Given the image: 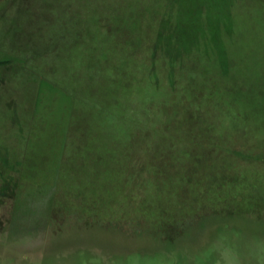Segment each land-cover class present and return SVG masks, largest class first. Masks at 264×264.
Returning a JSON list of instances; mask_svg holds the SVG:
<instances>
[{
  "label": "rangeland",
  "instance_id": "obj_1",
  "mask_svg": "<svg viewBox=\"0 0 264 264\" xmlns=\"http://www.w3.org/2000/svg\"><path fill=\"white\" fill-rule=\"evenodd\" d=\"M11 1L0 0V264H264V149L257 152L263 166L256 169L249 166L250 154L240 156L245 157L240 167L227 149L222 163L202 157L203 172L210 174L206 165L212 164L219 180L224 172L234 177L220 182L217 191L231 211L212 204L214 211L190 213L195 196L190 191L181 219L160 231V204L170 214L178 212L181 184L166 181L154 148L160 143L154 131L159 110L169 105L167 96L178 102L190 78L206 94V120L217 133L234 144L248 130L246 141L264 145V0H188V8L194 2L207 9L215 24L235 26L233 41L226 42L231 68L220 76L217 61L206 69L202 60L192 58L200 70L197 80L187 66L178 74L183 73L181 86L172 91L144 62L152 60L161 37L164 15L152 13L162 0H40L44 10L31 11L16 24V8L4 10ZM116 7L126 18L136 15L125 25L111 22L120 32H102L99 38L107 42L100 58L119 72L108 67L92 71V55L75 49V32L85 25L82 40L89 42L99 35L95 15ZM64 31L65 46L60 40ZM51 37L58 51L45 59V69L56 68L46 75L55 82L54 90L45 88L42 95L27 70L4 78L5 61L19 63L34 53L18 54L11 45L28 40L42 53L53 48ZM126 39L140 42L136 55L126 47L107 52ZM154 56L164 70L165 58ZM141 78L144 85L128 88H135L130 97L123 85ZM216 85L222 98L208 101ZM39 92V117L30 132L25 111ZM17 119L24 127L16 125ZM178 164L188 165L182 158ZM127 168L136 185L141 182L140 192L133 194L134 180L124 182ZM96 200L105 204L100 214Z\"/></svg>",
  "mask_w": 264,
  "mask_h": 264
},
{
  "label": "trees",
  "instance_id": "obj_2",
  "mask_svg": "<svg viewBox=\"0 0 264 264\" xmlns=\"http://www.w3.org/2000/svg\"><path fill=\"white\" fill-rule=\"evenodd\" d=\"M155 1L159 2V0ZM162 1L163 6H155L157 9L152 13L153 17L157 12L159 13L162 11L164 19L163 22H160L161 24L164 23V25H162L163 28L161 33H159V35H161L158 40L159 43L155 47L157 50L152 51V60L144 61L146 65H149L148 70H150L152 74L162 77L166 82L168 81L167 86L169 88H167V90L170 89V91L174 90L178 84L181 86L179 81L183 80L180 78L183 73H181V75L178 74L179 72H183L187 66L190 68V72L193 73L195 78V74H200L198 65L193 61H189L192 58L202 60L206 69H208L210 65H213L214 61H217V64L219 65L217 72L220 76L227 75L231 68V58L230 51H227L226 42L233 41L232 35L235 26L220 23L215 24L213 18L209 16L207 9L203 12L202 9L204 8L196 6V3L194 2L193 6L188 8V0ZM9 7L16 8L14 24H16L17 21L21 22L22 18L31 11L36 12V15L41 8L44 10L42 5H40V0H12L4 10ZM132 16L136 17V15H131L129 18L124 17L118 7L112 12L109 10L99 11L95 15L93 22V28L99 32V35H92L89 38V42H84L82 40V31L85 30L83 29V26L85 25H78L74 35V42L76 44L75 49L76 51H79V53L85 51L92 55L90 60V68L92 71L108 67L115 72H119V69L113 68V64L104 60V57L100 58V56L106 51L105 46H107V42L99 40V38L101 37L102 32L116 35L117 32H120V29L119 27H113L111 22H115V25H125L131 20ZM204 21L205 25H203ZM67 36L68 31H64L60 36V40L63 42L64 46L66 45ZM49 42L50 46H53V48L45 49V47L43 52H40L41 54L36 49L30 47V41L28 40L19 42L17 45H11L18 54H21L26 50H34V53L32 51L33 56H30L27 59L22 57L21 61L17 60L19 63L14 64L12 62L14 59L5 61L8 64V67H6L8 73L4 74V78L6 79L10 74H16L27 70L28 74L33 76L36 88L41 85L42 95L45 94V88L54 90L53 87L56 85L55 82L52 79H48V76L46 75L55 74L56 68L54 69L53 67H50L46 70L45 59L56 54L58 48L56 45V38L54 39V37H51ZM122 43L123 44L119 43L118 45H113V47L107 52L114 50L120 51V49L125 50L126 47L132 50L129 52L131 56H134L140 51V42H127L126 39ZM34 48L36 47L34 46ZM157 53L161 54L166 60L164 61L166 64L164 70L162 68L164 65L160 60H157V58L153 60L155 57L154 55ZM54 60H56V58ZM168 67L169 69L167 70ZM138 71L141 74V71ZM126 74L128 73H125V75ZM192 79L193 78H190L186 81L187 88L181 86L180 94L182 95L178 102H175V98L171 99L167 96L166 99L170 101L169 105L163 106L161 111L159 110L160 123L154 126V131L157 132V138L160 142L158 145L154 144V148L156 149L154 150L157 168L160 169L167 182L175 183V181H179L181 184L180 188L177 190L178 197L175 199V203L179 209V211L176 212L177 214H170V212L167 211L168 207L160 204L158 220L156 221L158 222V229L160 231H162L163 228H172V220L175 221L181 219L182 216H180V211L183 213L185 210L184 202H186L187 205L189 204L190 191L195 193L189 206L191 209L189 210L190 213L194 212L197 214L199 212L204 213L207 210L214 211L212 207L218 206L219 204L226 206L227 211H231V208H228L230 206L229 201L220 198L221 195L219 193L217 194V191L220 189L218 186L220 182H233L234 177L230 175L231 173L224 172L219 174V180L213 172L212 164L206 165L208 168H211L210 174L203 172L202 170L205 165L201 167L202 157H215V160L221 159L222 161L220 160V163H222L225 160L223 149H227L228 155H234V159L239 165L238 167L244 164L245 157L242 158L240 156L248 154L254 156V159L249 166L254 169L263 166L260 163L261 155L257 152L263 150L264 145L254 141H250V143L249 141H246L247 139L244 136L249 134L248 130H243L241 137L239 139L237 137L233 144V142L230 143L223 138L225 135L217 133L216 129L218 128L212 121L206 120L209 118L207 115L209 112H205L206 110L202 104V100L206 97V94H203V90L197 87L199 82L197 81L196 84ZM177 80L178 83L174 85ZM144 83V79L142 78L140 81L139 79L127 80L123 85L124 89H126L125 93L131 97L135 88H128L131 86H137L138 84L144 85ZM219 86L220 85H216L214 86L215 89L212 88L210 90V93L207 95L208 101H211L212 99L213 101H216V98H222ZM158 87L161 86L158 85ZM41 93L39 92V94L36 95V98L32 100L33 104L30 105V109L27 110L28 112L25 111V115L30 119L28 121V128L31 129L30 132L34 129L36 118L39 117V106L37 103L42 96ZM208 109L211 110V108ZM14 122L17 123L16 125L18 126H23L21 124L22 122L20 121V123L18 119L14 120ZM21 133L23 134V132ZM181 158L187 161L188 165L186 168L179 167L178 162ZM188 158L190 159L191 164H189ZM197 166H200L201 168H197ZM131 171L130 168L126 169L124 182L132 183L131 181L134 180L132 183L134 184V194L137 189H139L138 192H140L142 185L140 181L139 185H136V177ZM205 201L207 202L206 206H204ZM213 201L214 203H212ZM98 202L99 200L95 201V203ZM100 202L96 206L98 214L102 212V209L105 206V204ZM52 215L55 219L53 213ZM164 238L169 240V237L167 238V236Z\"/></svg>",
  "mask_w": 264,
  "mask_h": 264
}]
</instances>
